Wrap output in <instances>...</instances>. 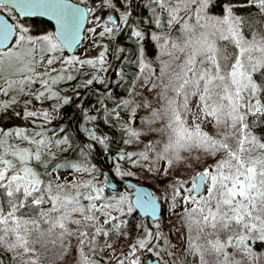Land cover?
<instances>
[{
	"label": "snow or ice",
	"instance_id": "1",
	"mask_svg": "<svg viewBox=\"0 0 264 264\" xmlns=\"http://www.w3.org/2000/svg\"><path fill=\"white\" fill-rule=\"evenodd\" d=\"M133 2L122 0L117 6L116 0H99L97 7L118 13L117 20L112 14L102 19L95 15V8H81L70 0H0V10L6 9L10 15L50 16L58 26L55 32L33 36L23 23L15 19L9 22L0 15V93L5 96L10 92L34 95L36 100L57 98L67 104L69 98L60 97L52 86L62 80L75 79L71 72L76 65L95 68L99 64L97 71H106L105 56L109 46L103 44L95 58H62L54 54L72 48L78 42L79 30L85 22L93 23L95 26L87 31L102 39H114L126 27L130 39L144 40V32L130 23ZM240 6H254L260 23L257 24L251 14L248 18L238 15L231 2L223 6L222 15H216L212 12L215 7L212 0H148L146 7L154 18L148 22L157 28L166 24L168 31L151 33L158 53L155 68L154 62L148 59L146 47L139 50L137 79H143L140 86L144 91L155 93L157 106L153 107L145 98L136 108L149 110L143 123L147 131L158 133L163 139L150 141L142 152L125 153L121 150L114 156L116 161L123 160L139 167L149 161V171L157 162L163 161L167 167L162 170L167 174L174 162L184 159L182 152L190 153L196 149L211 157L219 152L225 153L188 180L177 178L169 185L173 201L181 197L185 205L189 251L198 256L199 264H210L207 255L216 257L214 264H243L245 259L249 262L258 260L247 242L264 241V137L253 131L256 121L249 122L250 116L264 117V0H246ZM45 54L47 66L59 60L61 68L49 71L45 67L44 71H37L45 64ZM50 72H57V75ZM16 76L19 79L13 78ZM98 79L93 75L86 83ZM34 83H39L43 90L35 94L26 91ZM129 95L138 96L140 93L129 89ZM193 98L196 112L190 106ZM15 103V95L0 101V110ZM30 103L31 100L25 101L26 105ZM132 103L133 100L124 99L117 107ZM59 106L53 105V110ZM136 108L132 109L133 114ZM189 115L192 116L191 124L188 123ZM24 116L52 118L47 109H25ZM197 119L200 123L196 122ZM211 121L225 129L218 134L219 138L202 129L203 123ZM157 122L160 126L153 127ZM125 128L129 137L125 144L140 136L136 129L127 125ZM85 131L92 141L107 145L108 137L97 135L91 129ZM16 139L26 141L29 146L14 143ZM53 144L60 151H67L62 145L71 146L68 136L53 141L47 138L46 132L0 129V254H11L12 264H44L43 255L52 249H59L58 254L67 253L70 239L76 237L79 240L78 264H99L89 258L84 247L94 248L97 236H127V222L121 217L132 214L136 208L155 218L157 197L142 190L131 196L127 192L118 197L105 196L104 186L98 185L92 175L99 173L100 169L95 164H88L86 157L78 163H53L56 158ZM149 153L153 154L151 159ZM34 164L44 171H38ZM61 168L87 173L90 178L73 179L67 184L57 182L58 175L56 181L52 180L53 174ZM113 170L120 177L135 174L124 170L119 163ZM189 183L191 186L185 189ZM202 188H206V195L200 194ZM182 189L186 194L182 195ZM189 203L190 208L187 207ZM172 206L175 207V203ZM106 225L111 227L106 228ZM136 227L143 230V235L129 245L127 253H121L122 258L116 264H141L137 253L141 250L151 253L154 246L149 247V241L153 236L157 240L162 238L159 231L153 233L139 224ZM205 229L210 230L208 236L213 238L203 237V243H198ZM193 231L195 236L191 235ZM105 246L112 247L107 240ZM230 248L239 251L241 259H235L228 251Z\"/></svg>",
	"mask_w": 264,
	"mask_h": 264
},
{
	"label": "trees",
	"instance_id": "2",
	"mask_svg": "<svg viewBox=\"0 0 264 264\" xmlns=\"http://www.w3.org/2000/svg\"><path fill=\"white\" fill-rule=\"evenodd\" d=\"M83 4H85L88 8L97 7L99 4V0H76ZM233 3L236 7V12L238 15H241L245 18L249 17V14L255 19L256 23L259 24L260 20L257 16V9L254 6H246L241 7L240 5L245 4L246 0H212V5H215V7H212L213 14L216 15H222L223 14V6L227 3ZM148 3V0H139V4L136 8V10H142L144 6H146ZM211 7V5H210ZM149 11V20H153L154 18L150 14ZM158 11V10H157ZM138 12V11H137ZM142 13V14H141ZM139 13V15L135 14L133 17L131 16L130 23L134 24V26L138 27V29L142 30L144 32V40L138 42V47L140 48L146 47L147 49V56L148 59L152 60L153 68L156 67L155 59L157 56V49L155 47V41L151 40V33L152 32H161V31H168L167 25L165 24L163 28H157L156 26L151 27L154 23H151V25L148 23L144 24L141 21V16L144 15V12ZM141 15V16H140ZM136 17H139L138 19ZM15 20L19 21L24 24L29 29V34L33 36L41 35L48 32H52V25L49 21L42 19V18H18L15 15ZM140 21V22H139ZM247 31V30H246ZM126 36L119 38L115 45L112 46V53H114V56L117 58V65L114 69H112V72L109 73L110 80L113 81L114 78L122 77V81H120V84L118 86V89L116 91H110V88H108L106 92V105H105V112L99 111L98 115L101 117V115L104 117V123L106 124V128L108 130V141L107 145H101L95 141H88L85 140L77 131V129L87 128L84 127L86 120L82 117L81 114V108L79 106V102L82 101V98L84 97V94L79 96L77 91H74L71 93V95L68 97L69 102L66 104L69 107L70 115L67 116L65 122H63L61 125L64 128L63 135L56 139H60L64 136L69 137V145H62L61 147L67 148V151H61L62 153L56 155V158L53 163H63L64 161H69L72 163H78L82 159L86 157L88 164H95L98 169H100L99 173H93L92 175L95 176L98 185L102 183L104 180L102 170L103 169H112L114 163L120 162L114 160V157L112 158V161L109 163L107 160V154L114 152H120L123 150L125 153L127 152H142L144 151V146L148 144L150 141L157 142L161 141L163 138L158 134L154 132L147 131V128L145 127L143 123V118L147 117L149 115V110L146 108H136L137 104H140L143 99H148L151 101V103H155L153 107L157 106V100L152 101V95L153 93L149 94L148 92L144 91V89L140 86L143 84V79H137V75L139 74V64L138 60L140 59L139 51L138 53H133L131 49V42L132 40H129L130 43H126L124 40ZM139 48V50H140ZM120 49H123V51H120ZM229 51H231V48H229ZM63 53L65 57L71 55V53H66L65 50L62 52H57L54 55L60 56V54ZM59 61V60H58ZM57 62V61H56ZM114 64V63H113ZM126 75H124V74ZM143 75H146L144 73ZM133 82H135V88H133ZM78 88L82 87V84H77ZM150 87V86H149ZM129 89H133L134 92L140 93L138 96H130L129 95ZM91 90V89H90ZM85 92V91H84ZM129 99L133 100L134 103L128 105L127 107H117V104L119 101ZM92 101V100H91ZM14 111H10L8 109L0 110V129H11L13 127H19L24 128L27 131H31L30 126L32 123L29 122V119H27L23 113L22 109L20 107H13ZM136 108V113H132V109ZM104 109V108H103ZM86 113L92 115L91 107L88 104V107L86 108ZM117 113H119V117H117ZM255 120V124L253 125V131L254 133L259 137H264V117H260L259 119L255 117H249V122L252 123V121ZM57 125H60V122L57 123ZM129 126L133 129H136L140 132V136L138 138H133L131 143L125 144L124 141L126 139H129L125 126ZM160 124L157 122L153 125V127H159ZM90 128V127H89ZM88 145H91V148H88ZM181 155L184 157L183 160L174 162L173 165L168 169V172L170 173L169 176H165V172L163 173H157V164L152 167V170L149 171L148 164L149 161H144L145 164L144 167L134 166L130 163V165L127 167V170H130L134 172L135 174L132 176H125V179H129L134 182H140L143 184L148 185L150 188H152L154 191H160L163 188H167L168 190L171 189L169 185L174 184L176 182V177L179 179H185L191 174L195 173L197 170L201 169L203 167V164L206 160H208V155L200 150H192L189 152H182ZM153 154L149 153L150 159L152 158ZM39 169L40 172H43L44 169ZM106 169V170H107ZM71 170V169H70ZM109 171V170H108ZM110 172V171H109ZM111 173V172H110ZM162 174V175H160ZM117 180L120 178L118 176H115ZM44 179H49V177H43ZM89 175L87 173H79V176L76 180H87L89 179ZM122 178V177H121ZM118 180L119 182H122L123 180ZM130 187L124 186L122 190H116L112 191L107 188H105L104 195L107 197L112 196H119L122 192H129ZM160 193V192H157ZM83 203L87 204V201H83ZM50 205H45V207H49ZM113 215H118L117 213L113 212ZM123 220H125L126 223V231L128 233L127 236H119L116 234L110 235L108 238L103 237L102 243L99 244L98 240L96 239V245L94 248H91L89 246L84 247V252L89 256L90 259L96 260L99 262V264H105V259L101 256V247L105 246V240H107L108 244H111L112 247H106L109 249L112 253L119 255L121 257V253H127L129 251V245L132 244L135 239L143 235V232L140 233V229H137V225H142L143 222H147L152 226L151 231L154 233L153 226L159 225V228H157V231L162 233V238L157 240L154 236V242L151 247H155L156 243H162L163 238L167 234L168 236L174 235V232L171 227L174 228V226H165L166 229L162 226L160 221L158 219L151 220L148 217H142L138 214V212L134 209L133 213L128 215L125 214L123 217H121ZM142 221V222H141ZM75 227V226H72ZM106 228H110L111 225H106ZM97 238V237H96ZM156 241V243H155ZM249 244L252 246V248L258 252H260V255L264 261V241L260 240H250ZM79 240L76 237H72L70 239V245L67 253L58 254L59 249H52L48 251L45 255L42 256V260L44 264H59L62 261L67 262V264H78V248ZM160 245V244H159ZM161 246V245H160ZM51 249V245L49 246ZM171 249V245L169 243V246L167 248ZM149 253L146 250H141L138 252V255L140 257H143L144 254ZM171 253V255H169ZM167 254L168 259H170L169 263L166 264H178V259L175 253L170 252ZM141 264H147L144 262L142 258H140ZM0 264H12L11 262V254H0Z\"/></svg>",
	"mask_w": 264,
	"mask_h": 264
},
{
	"label": "rangeland",
	"instance_id": "3",
	"mask_svg": "<svg viewBox=\"0 0 264 264\" xmlns=\"http://www.w3.org/2000/svg\"><path fill=\"white\" fill-rule=\"evenodd\" d=\"M122 0H116L117 6H119L121 4ZM139 4V0H134L133 4H132V17L134 15V13L137 15H139V13L144 12V15L141 16V22L146 24L148 23V25L151 23H149V11L148 8L146 6L143 7L142 10H136L137 6ZM95 8V15L97 16H101L102 19H105L107 17L108 14H110V10L107 8L101 9L99 7H92ZM138 11V12H137ZM4 13L6 14L12 21L13 19H15V13L13 14H9L8 11L6 9H2L0 10V13ZM112 15H114L117 20H118V13H111ZM142 14V13H141ZM137 19L139 17H136ZM139 18V19H140ZM89 19H91V17H89ZM140 22V21H139ZM95 25L93 23H88L85 27V30L83 32V36H82V40L81 42L78 44V46L74 49V51L71 53V55L67 56V57H71V56H76L80 59H85V58H95L98 57L99 52L102 50V45L103 44H108L109 46V51L106 53L105 56V60L106 63L104 65V67L107 69L106 71H97L98 68H100V65L97 64L96 67H92L90 65H84V66H80V65H76L74 66L71 74L75 77V79L69 81V80H62L59 83H57L56 85H53V90L58 92L60 94V97H64L67 96L69 97L71 95V93H73L74 91H77L79 96H82L83 93L84 97L82 98V101L79 102V106L81 108V114L82 117L86 120V123L84 125V127L87 128H82V129H77V131L79 132V134L88 141H92L90 139V136L88 134L87 131H85V129H91L93 131L96 132L97 135H102V136H106L109 138L108 136V130H107V126L104 123V117L101 115V117H99L98 113L100 111V109H96V104L95 102H93V107L95 109V111L91 114H87L86 113V108L91 105V100H95L96 98V91L94 90H86L85 92H81L83 89L88 88L90 85H94L97 86L101 91L106 92L108 90V88H110V91H116L118 89V86L120 84V81H122V77H118V78H114L113 81H111L109 73L112 72V69H114L117 65V58L114 56V53H112V46L116 44V42L118 41L119 38H122L123 36H126V40H124L126 43H130L129 40H132L131 42V49L133 51V53H138L140 46L138 47V42L135 41V38H129L130 33L128 32L127 28L125 27V31L118 35L117 37H115L114 39H108V38H100L98 35H94L91 32H88L87 29L88 28H92ZM156 26L155 24H153L151 27ZM100 29H97V31H99ZM48 31H46L47 33ZM51 32V31H50ZM176 35H179V33L177 32ZM94 41L96 43H94ZM59 57H65V55L63 53L60 54ZM37 59H39V57H37ZM46 59H47V54H45V64L44 66L37 68V71H44L45 67H47L50 71V69L55 68L57 70H59L61 68V63L60 61H57L55 63H53L51 66H47L46 65ZM114 63V64H113ZM51 75H57V72H50ZM111 74V73H110ZM124 74V73H123ZM93 75L97 76L99 79L98 80H93V83L91 84H87L86 82L89 79L93 78ZM126 75V74H124ZM15 79H19V76L13 77ZM102 81V82H100ZM0 83H2V81H0ZM81 83L82 87L78 88L77 84ZM43 88L39 83H34L30 89H26V91L31 92L33 94L37 93L38 91H42ZM16 96V103L11 105L9 108H7L10 111H14L13 107H20L22 109V113L24 115V111L25 109L27 110H31V111H37V110H44L47 109L51 115V119L50 120H45L43 116H37V117H27V119H29V122L32 123L30 126L31 131L29 130L28 132H46L47 138L52 139L53 141L60 137L61 135H63V131L64 128L61 125L62 123H60V125H57V123L60 121V118L63 117V112L64 110L67 108L66 104H62L57 98H53L51 100L48 99H41V100H36L34 95H23V94H19V93H15V92H10L9 95L5 96L2 93H0V101H6L11 99L12 96ZM26 100H31L30 104H25ZM156 100L155 97V93L153 92L152 95V101ZM59 104L60 106L53 110V105H57ZM106 104V103H105ZM155 103H152V105H154ZM193 109V112H196V103H195V98H193V101L190 105ZM101 111L105 112V107L104 109H101ZM15 113V111H14ZM71 112L66 111V114H64V116L66 115H70ZM94 117L95 119H89ZM197 123H200V120L197 119L196 121ZM188 123L191 124L192 123V116L189 115L188 116ZM90 127V128H89ZM15 128H19V127H13L11 129H15ZM23 128V127H22ZM11 129H5V131L11 130ZM202 129L205 132H208L210 135L219 138L218 134L225 131L223 126H217L215 124V121H211L208 123H203L202 124ZM40 137H36V139H39ZM14 143L22 146V147H27L29 146L27 144L26 141H22L19 139H16L13 141ZM52 151L56 153V155L62 153L59 149L56 148V146L53 144L52 147ZM111 154V153H110ZM208 155V154H207ZM225 155L224 152H219L216 154L215 157H211L208 155V160H206L203 164V167L197 171H202L203 168L208 167L209 165H212L215 163V161L217 159L222 158ZM47 158V157H45ZM120 164V166L124 169L127 170V167L130 165V163H126L125 161L121 160L120 162H117ZM116 163H114L113 168L112 169H107L109 170L114 176V167H115ZM34 166L36 168H40L43 169L42 167H40L39 165H35ZM157 173H163L165 171L162 170L163 167H167L165 165V163L163 161H159L157 162ZM39 171V169H37ZM49 171H51V166L49 168ZM194 174V173H193ZM193 174H191L190 176H192ZM57 175L59 176V181L57 182H61V183H65L67 184L69 181H72L73 179H77L79 176V173H76L70 169H64L61 168L58 170L57 173H54L53 176L51 177L52 180L56 181V177ZM162 175V174H160ZM170 173L167 171V174L165 173V176H169ZM185 179H181V180H188L189 177ZM120 177V176H118ZM121 178V177H120ZM120 178L118 180H120ZM125 177H122L121 180H124ZM177 180V177H176ZM104 180L102 181V185H103ZM140 183V182H138ZM190 183L186 184L184 187L185 189L190 187ZM151 190L153 191V193L155 194V196L157 197V199L159 200L160 204H161V212H160V216L158 218V220L160 221V223L162 224V226L166 229L165 226L171 227L174 235H170L168 236L167 234L165 235V237L163 238V242L162 243H156V246L153 247V251L151 253H146L143 255V257H140L144 260V262H146L147 258H151V259H158L159 264H166L169 263L170 259H168L167 254L170 252H173L176 254L177 259H178V264H199V258L198 256L192 255L191 252L189 251V231L187 228V221L184 217V203L182 202L181 197H176L175 202L173 201V193H172V189H167V188H163L160 191H154L152 188ZM160 192V193H157ZM182 195L186 194L184 192V190H181ZM128 194L131 196V191L128 192ZM203 195H206V188H202L201 189V193ZM173 203H175V207H173ZM187 207H192V205L189 203L187 205ZM101 220H103V217H101ZM154 221V220H153ZM142 222V221H141ZM143 226L147 227L148 229L151 230L152 226L150 224H148L147 222H143L142 224ZM153 230L154 233L157 232V227L153 226ZM210 230L209 229H205L204 233H201V237L202 239L200 241H198V243H203V237H207L209 239L213 238L211 236H208V232ZM143 232L142 229H140V233ZM192 236L196 235V232L193 231L191 233ZM99 242V244L102 243L103 240V236H97L96 238ZM154 242V236L153 238L149 241L148 246L151 247L152 244ZM169 243L171 245V249L168 248ZM249 244V241L247 242ZM250 245V244H249ZM252 252L258 257V260H254L252 262H249L248 260H244L243 264H264V261L260 255V252L254 250L252 248V246L250 245ZM228 251L230 253H232V255L234 256L235 259L239 260L241 259V253L235 249H228ZM101 256L105 259L106 263L105 264H116V261L118 259H120L119 255L112 253L109 249H107L105 246L101 247V252H100ZM158 254V255H157ZM138 255V253H137ZM206 259L210 262V264H214V261L216 259V257L214 255H207ZM59 264H67V262L62 261Z\"/></svg>",
	"mask_w": 264,
	"mask_h": 264
},
{
	"label": "water",
	"instance_id": "4",
	"mask_svg": "<svg viewBox=\"0 0 264 264\" xmlns=\"http://www.w3.org/2000/svg\"><path fill=\"white\" fill-rule=\"evenodd\" d=\"M70 2L73 3V4L78 5L81 8L87 7L85 4H83V3L79 2V1H76V0H70ZM15 14H16V16L18 18H35V17H37V18L45 19V20H47V21H49L51 23V25H52V31L53 32H55L57 30V27L58 26L56 24V21L54 19H52L50 16H31V17H25V16L20 15L19 13H15ZM0 15L4 16L5 19H8L9 22H12V20L6 14H4V13L1 12ZM86 25H87V22H85V25L79 30V39H78V42L76 44H74L72 48H64V50H65L66 53L73 52L74 49L78 46V44L81 42L82 36H83V32L85 30ZM92 86L94 87V85H92ZM118 153H120V152H114L113 154L108 153L107 155H108V158L111 159V157L116 156ZM102 174H103V177H104L103 186H104V188H107L109 190L116 191V190H119L122 187V185H132L133 186V187H131L132 188V193L135 192V191H138V190H142L143 192H151V193H153V191L151 190V188L148 185L143 184V183H137V182L131 181L129 179H124L123 182H122V185L121 186L118 185L117 182L110 175L109 171L106 170V169H103L102 170ZM105 178H107V179H105ZM156 205L157 206H156L155 218H153V216L150 215V214H146L140 208H136L135 210L142 217H148L151 220H156V219L159 218L160 212H161V204H160V202H159L158 199L156 200ZM146 263L147 264H159V261L156 258H154V259L147 258L146 259Z\"/></svg>",
	"mask_w": 264,
	"mask_h": 264
},
{
	"label": "flooded vegetation",
	"instance_id": "5",
	"mask_svg": "<svg viewBox=\"0 0 264 264\" xmlns=\"http://www.w3.org/2000/svg\"><path fill=\"white\" fill-rule=\"evenodd\" d=\"M53 32V31H52ZM88 89H91V90H94V91H96V98H95V100H92L91 101V105H90V107H91V111L92 112H94L95 111V109H94V107H93V102H95V104H96V109L98 110V109H103L104 107H105V103H106V95H105V92H103V91H101L97 86H92V85H90L88 88H85L84 89V91H86V90H88ZM66 111H69L70 112V110H69V107L67 106V108L64 110V112H63V117H61L60 118V123H63V122H65V120H66V118H67V116L69 115H66V116H64V114H66ZM107 157V160H108V162L110 163L111 161H112V158L113 157H111V159H109L108 158V155L106 156ZM110 173V172H109ZM110 175L112 176V178L117 182V184L118 185H122V182H119L118 180H117V178L112 174V173H110ZM124 186H128V185H122V187L119 189V190H122L123 188H124ZM130 191H131V194H132V188L130 187Z\"/></svg>",
	"mask_w": 264,
	"mask_h": 264
}]
</instances>
